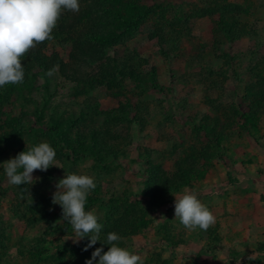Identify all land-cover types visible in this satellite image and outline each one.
I'll return each instance as SVG.
<instances>
[{"label": "rangeland", "instance_id": "1", "mask_svg": "<svg viewBox=\"0 0 264 264\" xmlns=\"http://www.w3.org/2000/svg\"><path fill=\"white\" fill-rule=\"evenodd\" d=\"M79 2L61 16L88 17L104 44H84L85 56L49 41L46 61L63 65L54 75L25 58L23 83L0 88V264H85L108 250L110 232L143 264H264V0ZM54 123L75 153L56 152V167L34 171L32 185L9 184L3 163L49 144L33 129ZM72 173L96 184L85 211L102 231L88 251L52 203ZM185 190L215 216L207 231L175 218Z\"/></svg>", "mask_w": 264, "mask_h": 264}, {"label": "clouds", "instance_id": "2", "mask_svg": "<svg viewBox=\"0 0 264 264\" xmlns=\"http://www.w3.org/2000/svg\"><path fill=\"white\" fill-rule=\"evenodd\" d=\"M62 10L78 13L79 0H0V88L23 83L25 73L21 57L38 44L53 39L52 32ZM58 68V65L54 66L46 75H54ZM55 158L56 151L42 142L9 159L2 167L9 184L32 185L39 181V177L34 179L32 173L56 167ZM55 187L52 203L60 206L62 220L71 225L77 237L73 242L88 239L83 249L88 251L99 242L102 231L97 215L85 211L87 197L96 187L94 178L85 174H65ZM22 191L32 203L28 189L22 188ZM174 216L189 231H207L215 223V216L209 208L188 190L175 198ZM121 240L119 234L108 233V250L104 252L103 247L96 248L85 264H143L140 255L118 246Z\"/></svg>", "mask_w": 264, "mask_h": 264}, {"label": "trees", "instance_id": "3", "mask_svg": "<svg viewBox=\"0 0 264 264\" xmlns=\"http://www.w3.org/2000/svg\"><path fill=\"white\" fill-rule=\"evenodd\" d=\"M145 12L144 11H137L136 13H133L132 17L133 20L136 21H141L142 17H144ZM88 16V15H87ZM69 18H71L69 20ZM88 17H78L77 15L73 14H66L64 16H60L58 19L57 23L58 25L52 32L53 39L51 41H59L60 43L63 44H68L71 43L74 46V51H79L80 53H83L85 56L88 54V49L84 46L86 43H98V45L104 44L102 37L107 36L106 34L98 35L97 33H93L92 30H87L85 28V24L88 23ZM97 22L98 19H95ZM126 28L128 24H123ZM227 32H230L229 29L226 30ZM230 36H236V33L234 31L230 32ZM228 35V36H229ZM110 40H113L112 38H109L106 42H110ZM49 41H45L41 44H38L34 49L29 50L21 59L29 58L34 62V64L41 68V71L43 75L47 72L48 69H53L54 66H50L52 64H55L62 67L61 61L57 58L54 57L51 59L52 62H47L46 57H44L43 50L46 48L47 43ZM105 42V43H106ZM54 60V61H53ZM154 74V73H152ZM153 77V75H151ZM258 106V103H257ZM254 115V114H253ZM253 115L252 114H246L243 116V128H245V123L251 124L253 120ZM73 121H68L66 123V127L73 125ZM34 131L38 132L40 135L46 137L49 140V145L58 153L61 155H72L75 153V151L72 149V147L65 141L64 139V130L60 127L59 124L54 123L49 126H38L36 129H33ZM22 129L18 128L15 129V134H21ZM28 131V130H27ZM79 148H82L80 145ZM88 150V148H87ZM190 172L188 176L186 174H183L179 177V180L181 183H176V187H172V184L168 181H166V184L169 183L170 185L169 189H177L180 187L182 184H188L189 182V176H191ZM185 177V178H184ZM188 177V178H186ZM177 182V181H176ZM146 184V183H145ZM144 198L148 200L149 197H152L153 195L150 193H145ZM97 248H100L98 246ZM258 250H264V244H259L258 245ZM103 251L105 252V248L103 246Z\"/></svg>", "mask_w": 264, "mask_h": 264}, {"label": "crops", "instance_id": "4", "mask_svg": "<svg viewBox=\"0 0 264 264\" xmlns=\"http://www.w3.org/2000/svg\"><path fill=\"white\" fill-rule=\"evenodd\" d=\"M255 177H256V176L253 177V181H254V180H259V178H257V177L255 178ZM261 177H264V174H263ZM263 179H264V178H263ZM241 180H242V182H245V187H244V188H247V187H246V182H248L247 177H246V176H243Z\"/></svg>", "mask_w": 264, "mask_h": 264}]
</instances>
